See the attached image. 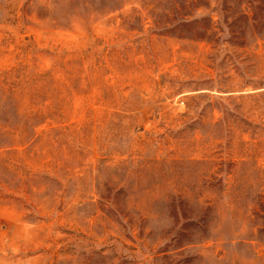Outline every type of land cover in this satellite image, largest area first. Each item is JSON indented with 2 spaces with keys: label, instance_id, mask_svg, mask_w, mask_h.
Here are the masks:
<instances>
[{
  "label": "rangeland",
  "instance_id": "obj_1",
  "mask_svg": "<svg viewBox=\"0 0 264 264\" xmlns=\"http://www.w3.org/2000/svg\"><path fill=\"white\" fill-rule=\"evenodd\" d=\"M0 264H264V0H0Z\"/></svg>",
  "mask_w": 264,
  "mask_h": 264
}]
</instances>
